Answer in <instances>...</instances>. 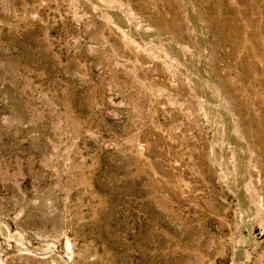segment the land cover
<instances>
[{
  "label": "rangeland",
  "instance_id": "obj_1",
  "mask_svg": "<svg viewBox=\"0 0 264 264\" xmlns=\"http://www.w3.org/2000/svg\"><path fill=\"white\" fill-rule=\"evenodd\" d=\"M0 264H264V0H0Z\"/></svg>",
  "mask_w": 264,
  "mask_h": 264
}]
</instances>
